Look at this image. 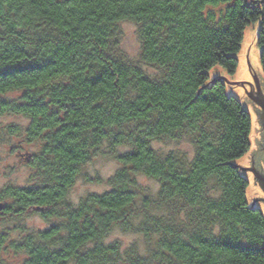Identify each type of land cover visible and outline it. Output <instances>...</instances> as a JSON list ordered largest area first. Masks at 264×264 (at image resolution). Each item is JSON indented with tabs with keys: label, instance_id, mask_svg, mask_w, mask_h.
<instances>
[{
	"label": "trees",
	"instance_id": "trees-1",
	"mask_svg": "<svg viewBox=\"0 0 264 264\" xmlns=\"http://www.w3.org/2000/svg\"><path fill=\"white\" fill-rule=\"evenodd\" d=\"M122 20L138 25L136 62L118 48ZM251 21L264 73V0H0V114L28 119L38 146L22 153L36 182L0 188V217L51 222L19 239L0 230V264H264V213L234 166L251 117L208 79L214 64L236 71ZM183 138L191 158L152 146ZM103 145L120 165L110 188L67 201ZM138 175L158 182L156 197ZM115 227L142 235L144 253L106 243Z\"/></svg>",
	"mask_w": 264,
	"mask_h": 264
},
{
	"label": "rangeland",
	"instance_id": "rangeland-1",
	"mask_svg": "<svg viewBox=\"0 0 264 264\" xmlns=\"http://www.w3.org/2000/svg\"><path fill=\"white\" fill-rule=\"evenodd\" d=\"M251 22L254 23L255 21ZM251 22L246 26L251 25L249 31H254L255 24H251ZM257 27H259L258 23ZM117 28L119 50L123 52L129 60L136 62L138 60L141 46L137 23L130 20H122L118 23ZM257 47H260L258 43ZM218 65L221 66L222 70L225 69L222 65ZM140 66L143 71L151 77H155L156 74L160 73V69L154 66L145 64H141ZM227 74L233 75L234 73ZM233 96L236 97L242 107L246 109L245 104L237 96ZM27 124L28 119L21 115L13 113L0 114V188L7 184L27 185L36 182L35 175H33L35 173L33 167H31L22 157V153H25V151L36 152L38 148L36 145H29L26 141L24 129ZM152 146L163 153L179 151L185 153L190 158L194 155V145L187 138H183L179 141L153 140ZM126 148L128 149V147H118L117 151H123ZM102 150L104 152H100L97 156L92 157L81 167L79 175L69 189L66 197L67 201L77 204L81 198L89 193H100L110 188L107 180L120 165L115 158L106 154L107 148L105 145L102 146L101 151ZM137 181L144 194L149 197H156L159 187L156 180L144 175H138ZM255 188L258 191V188ZM258 192L260 193V191ZM50 224L51 222L42 218L37 213H29L27 216L20 218L9 216L0 217V230H7L12 239H19L28 231L43 229ZM113 241H118L122 249H126L133 243H136L140 248V254H143L145 251L144 247L146 243L143 236L138 233L124 232L118 227H115L105 239L106 243ZM3 257H6L7 259L9 257L16 259L17 257L19 260L22 258L20 254L15 255L12 252L3 254Z\"/></svg>",
	"mask_w": 264,
	"mask_h": 264
},
{
	"label": "water",
	"instance_id": "water-1",
	"mask_svg": "<svg viewBox=\"0 0 264 264\" xmlns=\"http://www.w3.org/2000/svg\"><path fill=\"white\" fill-rule=\"evenodd\" d=\"M257 21L251 24H255L254 31H249L251 25L246 26L243 31V38L241 47L237 52L238 63L237 69L233 75L227 74L226 70H222L221 66L215 64L208 71L209 80L214 78H221L225 84V92L227 95L237 96L246 106L251 117V130H250V148L242 156L235 159V168L240 169L242 175L249 180V185L246 190V197L250 205H256L264 213V201L258 200L260 193L256 190V186L253 183V174L246 169L247 159L249 155L254 154V150L259 148V136L261 133V121L256 118L249 102L251 99L247 96V91L264 90V73L261 70L259 63V49L257 47V35L259 27H257ZM259 88V89H258ZM249 99V100H248ZM4 208V204L0 201V211Z\"/></svg>",
	"mask_w": 264,
	"mask_h": 264
},
{
	"label": "flooded vegetation",
	"instance_id": "flooded-vegetation-1",
	"mask_svg": "<svg viewBox=\"0 0 264 264\" xmlns=\"http://www.w3.org/2000/svg\"><path fill=\"white\" fill-rule=\"evenodd\" d=\"M247 96L251 99L249 104L252 112L261 121L259 123L261 125V133L259 136V148L254 150L253 155L248 156L245 167L253 174V183L260 191L258 200L264 201V90L247 91Z\"/></svg>",
	"mask_w": 264,
	"mask_h": 264
}]
</instances>
